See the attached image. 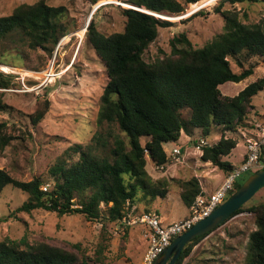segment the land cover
Listing matches in <instances>:
<instances>
[{
    "label": "trees",
    "instance_id": "obj_1",
    "mask_svg": "<svg viewBox=\"0 0 264 264\" xmlns=\"http://www.w3.org/2000/svg\"><path fill=\"white\" fill-rule=\"evenodd\" d=\"M205 1L123 0L132 7L121 9L125 18L123 29L110 34L99 31L93 18L90 20L86 26L87 42L103 61L107 75L94 118L95 131L86 143H76L65 150L66 158H58L49 168V181L39 176L21 181L0 168V193L10 185L26 194L17 210L82 214L88 220L114 225L128 214L151 212L154 200L166 196L170 189L169 179L150 176L145 168L148 159L156 168L164 169L169 157L163 145L178 141L182 132L191 135L199 129L201 135L208 136L213 126L235 130L244 124L252 97L263 89L264 79L249 83L233 96L222 95L219 85L226 81L239 82L253 73L258 62L243 67L242 60L264 57V22L245 23L237 12L218 8L223 31L203 46L194 47L181 33L170 40V54L154 60L143 57L157 39L159 28L173 24L157 14L178 15L184 11V4L191 3L195 9ZM63 11L62 6L36 0L19 4L10 14L0 16V64H6L3 52L19 45L40 47L50 53L59 38L68 32L62 24ZM86 27L77 33L83 35ZM230 60L241 67L239 72L232 70ZM3 71L21 77L27 75L24 71L1 67L2 89L11 85ZM4 107L0 99V110ZM183 109L187 110V117ZM43 115L44 111L30 115V122L35 125ZM6 126L5 122L0 123V152L12 139L4 132ZM236 143L235 139L222 135L217 142L200 147L201 160L210 161L229 174L234 166L222 156ZM263 154L264 147L259 161H263ZM174 181L179 184V197L187 208L197 195L205 194L197 177ZM239 186L235 183L234 191ZM141 203L143 210L137 211ZM242 211L251 213L255 223V229L248 235L243 264H264V199L243 204L231 216ZM209 233L187 243L175 264H183L193 246ZM190 258L184 264H193ZM0 264L88 263L75 253L46 242L27 244L5 237L0 239Z\"/></svg>",
    "mask_w": 264,
    "mask_h": 264
},
{
    "label": "rangeland",
    "instance_id": "obj_2",
    "mask_svg": "<svg viewBox=\"0 0 264 264\" xmlns=\"http://www.w3.org/2000/svg\"><path fill=\"white\" fill-rule=\"evenodd\" d=\"M35 1L0 0V16L10 14L19 4ZM46 1L48 5L63 7L62 24L68 31L66 35L59 38L50 53L26 44L9 49L2 56L6 64H0V68L24 71L27 74L21 77L3 71L11 85L0 88V99L5 104L0 110V123H6L4 132L12 136L0 152V168L21 181H29L34 176L49 181V168L58 158H66L65 150L73 144L86 143L91 139L95 131L94 118L99 97L107 75L103 61L87 42L86 25L93 18L96 28L101 32L110 34L121 31L125 21L121 9L132 7L123 0L110 3L106 0L94 3L91 0ZM190 4H184V11L175 15V19L159 14L173 24L159 28L157 39L143 55L145 60L170 54V40L181 33L189 38L194 47L203 46L223 31V18L216 10L218 8L220 11L229 9L237 12L239 19L245 23L264 22V0H206L195 9ZM141 10L147 9L142 7ZM85 27L83 35L77 33ZM54 56V68L60 75L49 81L44 78V72L50 68ZM253 61L258 63H255L250 76L239 82L226 81L219 85L222 95H236L249 83L264 79V57L242 60L243 67ZM229 62L234 72L241 70L235 60ZM38 111H44L43 118L33 125L30 115ZM182 111L187 117V110ZM241 125L235 130H222L219 126H213L208 136L201 135L199 129H195L191 135L182 132L178 141L163 145L168 156L173 149L181 148L178 157L169 156L171 159L164 169L156 168L147 160L145 168L153 179H169L170 190L166 196L157 197L149 209L151 212L155 208L159 210L163 224L180 220L189 214V208L179 197L180 188L175 179L197 177L206 194L218 187L224 179L223 170L210 161L201 160L202 151L197 148L196 139L203 137L208 144L217 142L222 135L235 139V147L222 159L235 167L241 164L246 142L257 138L261 132L260 127L264 125V87L252 97L245 122ZM258 163L261 169L264 154L263 161ZM251 173H243L237 183L242 184ZM25 199L23 191L10 185L0 193V239L9 237L23 240L27 244L46 242L75 253L80 259H86L88 264L141 263L147 248L141 225L125 226L121 222L114 225L107 221L88 220L82 214L59 215L44 209L30 212L17 210ZM263 199L264 187L246 203ZM142 210L141 203L137 211ZM253 229L255 223L251 213L239 212L199 240L183 264L190 257L193 264H243L248 235Z\"/></svg>",
    "mask_w": 264,
    "mask_h": 264
},
{
    "label": "built area",
    "instance_id": "obj_3",
    "mask_svg": "<svg viewBox=\"0 0 264 264\" xmlns=\"http://www.w3.org/2000/svg\"><path fill=\"white\" fill-rule=\"evenodd\" d=\"M54 65L55 56L50 68L44 72V78L46 80L50 81L52 78L55 80L60 75V72L55 70ZM260 130L261 132L257 138H252L246 142V152L241 164L234 167L229 174H225L221 184L214 191L209 194L197 195L194 202L190 206L189 214L186 217L167 224H163L160 215L156 212L128 214L123 217L121 220L123 225L142 226L144 233L143 236L147 240V248L143 253L140 264H154L155 259L164 251L176 235L183 233L194 223L208 216L234 192V185L243 173H251L253 169H259V157L262 147H264V125L260 127ZM195 141L197 142L198 149H200L202 145L208 144L203 137H200ZM180 154L181 148L177 147L171 151L169 156L171 158H175ZM159 168L163 169V166H160Z\"/></svg>",
    "mask_w": 264,
    "mask_h": 264
},
{
    "label": "water",
    "instance_id": "obj_4",
    "mask_svg": "<svg viewBox=\"0 0 264 264\" xmlns=\"http://www.w3.org/2000/svg\"><path fill=\"white\" fill-rule=\"evenodd\" d=\"M263 187L264 169L261 168L252 172L244 182L208 216L194 223L183 233L176 235L164 251L155 259L154 264H175L187 243L195 237L211 232L222 225L232 217L231 214L233 212L249 201L252 196Z\"/></svg>",
    "mask_w": 264,
    "mask_h": 264
},
{
    "label": "crops",
    "instance_id": "obj_5",
    "mask_svg": "<svg viewBox=\"0 0 264 264\" xmlns=\"http://www.w3.org/2000/svg\"><path fill=\"white\" fill-rule=\"evenodd\" d=\"M183 133H184V132H183ZM244 156H245V153L243 154V158H244ZM243 158H242L241 161H243ZM234 167H235V166H234ZM224 177H225V173H224ZM200 183H201V186H202V182H200ZM220 183H221V182H220ZM220 183H219V185H220ZM219 185H218V186H219ZM216 188H217V187H216ZM216 188H215V189H216ZM202 189H203V188H202ZM215 189H213V190H215ZM213 190H212V191H213ZM203 191H204V190H203ZM212 191H211V192H212ZM211 192H210V193H211ZM204 193H205V191H204ZM205 194H206V193H205ZM156 210H157V213L160 215L159 210H158L157 208H155V211H156ZM181 218H182V217H181ZM178 219H180V218H178ZM171 221H175V220H171ZM171 221H170V222H171Z\"/></svg>",
    "mask_w": 264,
    "mask_h": 264
},
{
    "label": "bare ground",
    "instance_id": "obj_6",
    "mask_svg": "<svg viewBox=\"0 0 264 264\" xmlns=\"http://www.w3.org/2000/svg\"><path fill=\"white\" fill-rule=\"evenodd\" d=\"M105 1V0H104ZM110 1H113V0H106L105 2H110ZM104 2V3H105ZM124 5V4H123ZM137 8H139V7H137ZM146 11H148V10H146ZM150 12V11H149ZM154 14H157V13H154ZM157 15H159V14H157ZM160 16V15H159ZM160 17H162V16H160ZM163 18V17H162Z\"/></svg>",
    "mask_w": 264,
    "mask_h": 264
}]
</instances>
